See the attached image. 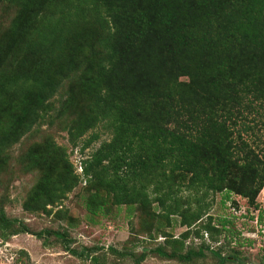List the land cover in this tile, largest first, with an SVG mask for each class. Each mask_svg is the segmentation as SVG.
<instances>
[{
	"label": "trees",
	"instance_id": "obj_1",
	"mask_svg": "<svg viewBox=\"0 0 264 264\" xmlns=\"http://www.w3.org/2000/svg\"><path fill=\"white\" fill-rule=\"evenodd\" d=\"M10 4L24 10L21 27L28 23L26 13L35 14L21 45L13 44L36 65L31 72H15L14 77L21 73L19 80L0 87L21 94L24 105L17 127L7 124V133L0 132V152L39 122L61 82L75 72L72 58L83 47L88 49L89 120L73 143L103 122L112 128L113 140L86 173L115 205L148 207L142 181L156 168L172 185L165 194L173 203L167 206L159 198L160 205L170 216H181L189 229L202 220L210 193L224 194L225 202L233 194L256 199L264 187V0H56L51 10L39 0ZM183 78L187 81L180 82ZM169 80L180 86L164 88ZM143 97L154 122L139 107ZM182 187L195 198L183 202ZM61 188L52 182L48 195L39 193L43 210L53 202L49 195ZM212 220L205 229L224 232V225L212 226ZM16 223L0 209L2 230ZM52 234L67 242L68 235ZM66 246L90 256L88 249L78 253ZM206 251L219 264L233 258L209 245L185 254L155 249L162 257L187 262Z\"/></svg>",
	"mask_w": 264,
	"mask_h": 264
},
{
	"label": "rangeland",
	"instance_id": "obj_2",
	"mask_svg": "<svg viewBox=\"0 0 264 264\" xmlns=\"http://www.w3.org/2000/svg\"><path fill=\"white\" fill-rule=\"evenodd\" d=\"M39 1L50 10L56 6V0ZM10 2L0 0V87L9 80H19L21 73L14 77L15 72H31L36 65L28 53H21L13 44L21 45L27 32L25 26L35 20V14L26 13L24 22L29 24L21 27L24 10ZM36 7L40 8V3ZM72 60L75 72L61 82L39 122L20 142L0 152V209L8 219L18 221L12 229L0 228V264H219L209 251L205 257L190 262L155 253V249L163 248L166 253L185 254L203 245L221 251L224 257H233L227 264H264V187L255 200L233 194L225 202L224 194L210 193L202 220L190 229L183 226L181 216H170L158 201L162 198L167 206L173 203L165 194L172 185L160 168L153 177L142 181L150 200L148 207L114 204L112 195L100 189L93 175L86 173L90 165L96 164L103 145L113 140L112 128L103 122L73 143L76 133L89 120L85 100L90 84L88 49L76 50ZM173 82L169 80L163 87L176 90L180 82H176L177 87ZM16 85H21V80ZM1 88L0 132L7 133L3 132L5 125L17 127L24 105L21 94L14 96ZM138 102L142 113L154 122L145 98ZM260 135L264 142V132ZM52 182L61 183L62 188L49 195L53 202L43 210L37 203L38 195L43 190L48 195ZM182 189L178 197L183 202L195 198L186 187ZM211 219L212 226L219 228L223 224L224 232L206 230ZM52 232L68 235V243ZM184 233L189 236L182 241ZM66 245L78 253L88 249L90 256H78Z\"/></svg>",
	"mask_w": 264,
	"mask_h": 264
}]
</instances>
